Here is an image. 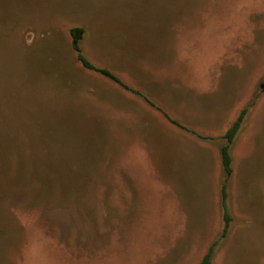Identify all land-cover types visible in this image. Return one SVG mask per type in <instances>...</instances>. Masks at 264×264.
Here are the masks:
<instances>
[{
  "label": "rangeland",
  "instance_id": "374dc122",
  "mask_svg": "<svg viewBox=\"0 0 264 264\" xmlns=\"http://www.w3.org/2000/svg\"><path fill=\"white\" fill-rule=\"evenodd\" d=\"M217 241L213 264H264V0H0V264H200Z\"/></svg>",
  "mask_w": 264,
  "mask_h": 264
},
{
  "label": "trees",
  "instance_id": "16d2710c",
  "mask_svg": "<svg viewBox=\"0 0 264 264\" xmlns=\"http://www.w3.org/2000/svg\"><path fill=\"white\" fill-rule=\"evenodd\" d=\"M84 34H85V30L82 27H75V28H72L70 31V35L72 38V47H73V50L77 54L78 60L83 64L85 68L99 72L102 75L106 76L107 78H110L114 81L119 82L117 77L114 74H112L110 71L95 67L90 61H88L85 58V56L82 53V49H81V42L84 38ZM246 113H247V109H244L241 112L240 116L237 118V120L231 125V127L228 129V131L224 135L227 142L222 146L220 153H221L222 166L227 176H229L232 171V156L230 154V148H231V145L237 133L239 132L241 128V124L244 120ZM172 122L174 124H177L176 121L172 120ZM227 197H228L227 188H226V184H224L222 187V207H223L224 228H223V232L220 237V240L226 237L230 224H231V216H230V213L227 207ZM218 242L219 241L215 242L212 246H210V248L204 255L200 264H213L212 260L215 255L216 246L218 245L217 244Z\"/></svg>",
  "mask_w": 264,
  "mask_h": 264
}]
</instances>
